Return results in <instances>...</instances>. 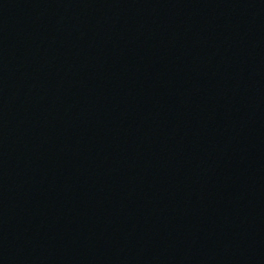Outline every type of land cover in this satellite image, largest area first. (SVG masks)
<instances>
[{"label":"water","instance_id":"95a60500","mask_svg":"<svg viewBox=\"0 0 264 264\" xmlns=\"http://www.w3.org/2000/svg\"><path fill=\"white\" fill-rule=\"evenodd\" d=\"M0 264H264V0H0Z\"/></svg>","mask_w":264,"mask_h":264}]
</instances>
